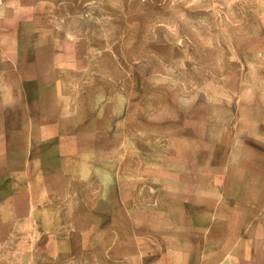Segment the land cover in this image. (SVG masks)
<instances>
[{
	"label": "rangeland",
	"instance_id": "1",
	"mask_svg": "<svg viewBox=\"0 0 264 264\" xmlns=\"http://www.w3.org/2000/svg\"><path fill=\"white\" fill-rule=\"evenodd\" d=\"M88 3L72 22L85 57L63 78L94 175L51 200L43 231L64 244L75 218L114 188L142 210L153 200L161 209L180 200L183 175L192 195L264 156V0ZM31 248L17 240L0 264H103L101 247L93 260L38 263Z\"/></svg>",
	"mask_w": 264,
	"mask_h": 264
},
{
	"label": "crops",
	"instance_id": "2",
	"mask_svg": "<svg viewBox=\"0 0 264 264\" xmlns=\"http://www.w3.org/2000/svg\"><path fill=\"white\" fill-rule=\"evenodd\" d=\"M88 4L0 0V251L21 240L38 250L37 263L93 260L101 247L103 264H264V156L246 158L229 181L213 178L192 195L181 175L180 200L161 209L153 200L142 210L114 188L75 218L66 244L43 231L57 209L51 200L94 175L63 78L85 57L72 22Z\"/></svg>",
	"mask_w": 264,
	"mask_h": 264
}]
</instances>
